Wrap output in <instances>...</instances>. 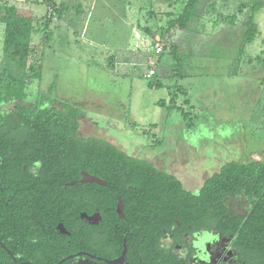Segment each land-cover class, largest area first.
Here are the masks:
<instances>
[{
	"label": "rangeland",
	"instance_id": "374dc122",
	"mask_svg": "<svg viewBox=\"0 0 264 264\" xmlns=\"http://www.w3.org/2000/svg\"><path fill=\"white\" fill-rule=\"evenodd\" d=\"M79 1L85 13L72 27L74 10L60 18L56 9L76 0H0V16L10 9L31 14V45L52 32L42 77L31 86L40 105L79 107L81 136L107 139L128 154L184 153L171 161L178 164L174 172L189 163L188 174L178 176L185 186L227 161L264 160V7L255 16L258 33L244 43L249 9L239 6L251 0H202L189 29L171 31L166 13L177 15L185 0ZM5 28L0 18V65L16 68L17 53L4 51ZM173 44L183 54L179 66ZM225 202L239 213L250 207L244 194Z\"/></svg>",
	"mask_w": 264,
	"mask_h": 264
},
{
	"label": "flooded vegetation",
	"instance_id": "af4514ba",
	"mask_svg": "<svg viewBox=\"0 0 264 264\" xmlns=\"http://www.w3.org/2000/svg\"><path fill=\"white\" fill-rule=\"evenodd\" d=\"M8 103L0 111L17 113L18 101L11 109ZM61 105L37 102L40 109ZM69 153L66 124L57 115L0 116V264H260L236 246V235L213 228L206 178L182 182L184 191H177L147 173L152 165L186 176L189 163L174 172L178 164L171 161L184 153L125 152L134 168L119 183L124 197L105 179L83 182L84 154ZM69 170H76L70 180ZM246 197L248 211L235 214L249 212L253 199ZM150 220H158L156 228L147 227Z\"/></svg>",
	"mask_w": 264,
	"mask_h": 264
},
{
	"label": "trees",
	"instance_id": "16d2710c",
	"mask_svg": "<svg viewBox=\"0 0 264 264\" xmlns=\"http://www.w3.org/2000/svg\"><path fill=\"white\" fill-rule=\"evenodd\" d=\"M201 2L202 0H185L177 15L174 16L171 11L167 12L166 14L169 16L167 30L189 29L198 10L197 6ZM263 7L264 0H251L249 3H242L239 6V12H243L245 8L249 9L244 21V43L252 41L258 33L255 16ZM70 10H74L75 16L68 18V22L72 27H76V24L80 22L77 20L78 17L85 13L84 7L79 0H76L71 4L62 3L56 12L62 18ZM0 18L6 21L4 51L8 55L17 53L18 57L16 68L7 64L0 65V104L18 101V111L17 113H2L0 111V116L57 115L66 124V144L67 148L72 151L69 155L82 152L85 160L84 169L105 179L107 186L113 184L116 187L120 186L117 191L124 197L123 189H121L124 184L120 185L119 183L130 180V174L134 168L128 162L131 157L125 154L119 146L106 139L79 135L81 127L79 107L71 103H63L59 109L55 106L41 109L37 107L39 92L37 89V93L33 94L31 86L42 77L44 48L51 41L52 32L45 33L40 46H33L29 41L33 24V18L29 12L10 9ZM224 21L233 23L234 17L226 16ZM172 48L175 65L179 66L183 62V54L179 52L177 45L173 44ZM157 86H161V83H158ZM169 91L171 93V89ZM173 94L175 95V92ZM172 102H174V97ZM164 103L165 99L159 101L160 105L164 106ZM171 106L169 104V107ZM183 116L187 119L185 114ZM145 168L147 173L155 178L171 181L173 190H183L182 181L175 175L158 171L152 165H146ZM68 174L69 180L75 178L76 170H69ZM98 187L105 188L99 185ZM202 191L210 192L213 228L236 235V246L243 249L247 258L258 260L260 264H264V160L225 162L219 170L205 179ZM232 194H245L253 199L247 214H235L233 209L227 205L225 199ZM157 222L158 220L154 222L150 220L147 227L149 229L156 228Z\"/></svg>",
	"mask_w": 264,
	"mask_h": 264
},
{
	"label": "water",
	"instance_id": "95a60500",
	"mask_svg": "<svg viewBox=\"0 0 264 264\" xmlns=\"http://www.w3.org/2000/svg\"><path fill=\"white\" fill-rule=\"evenodd\" d=\"M83 182H95L98 184H106V181L100 178L97 175L91 174L87 171L83 172V178L81 179ZM119 212L122 213V200L119 201Z\"/></svg>",
	"mask_w": 264,
	"mask_h": 264
},
{
	"label": "built area",
	"instance_id": "2783aa9c",
	"mask_svg": "<svg viewBox=\"0 0 264 264\" xmlns=\"http://www.w3.org/2000/svg\"><path fill=\"white\" fill-rule=\"evenodd\" d=\"M162 51H163V47L159 43H157L156 44V47H155V53L157 55H159ZM154 74H155V70L154 69H151V70H149V73L147 75L148 76H152Z\"/></svg>",
	"mask_w": 264,
	"mask_h": 264
}]
</instances>
